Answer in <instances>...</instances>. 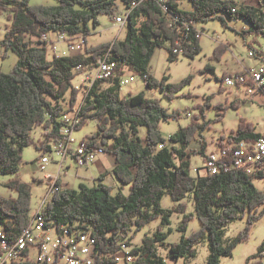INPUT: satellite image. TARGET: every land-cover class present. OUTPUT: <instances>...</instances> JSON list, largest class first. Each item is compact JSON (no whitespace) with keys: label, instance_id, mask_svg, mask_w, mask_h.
Listing matches in <instances>:
<instances>
[{"label":"trees","instance_id":"16d2710c","mask_svg":"<svg viewBox=\"0 0 264 264\" xmlns=\"http://www.w3.org/2000/svg\"><path fill=\"white\" fill-rule=\"evenodd\" d=\"M136 0H59L56 7L39 5L32 7L31 0H0V16L8 13L5 37L1 42L4 57L14 53L18 62L9 73H0V178L12 175L16 178L6 186L17 193L15 198L0 196V229L12 240L19 238L31 224L32 187L20 178L23 165L22 152L35 146L42 156L50 152V143L60 138L63 103L68 98L70 109L79 103L80 91L75 89L78 67L94 68L101 58L109 55L121 66L135 70L146 82L147 88L160 91L172 101L193 80L189 76L182 82L169 83V78L158 79L150 72L154 52L167 48L170 61L179 56L194 58L201 52L202 33L198 26L209 21H220L227 29L228 23L242 19L248 25L239 32L244 38H264V6L258 8L237 0H171L165 13L152 1L133 6ZM181 2L191 4L183 10ZM264 4V1H260ZM121 7L130 10L126 20V38L99 46L88 45V24H99L100 15L115 18ZM83 36L86 42L81 53L66 57L49 56V46L43 35ZM34 39L37 43H34ZM168 45V47H167ZM256 56H262L253 48ZM227 51L224 44L216 48L217 58ZM228 75H224V83ZM120 79L98 81L85 95L80 109V130L90 121L97 122L96 133L87 137L91 145L110 154L116 160L112 172L129 193H113V188L104 184L105 175L94 187L80 184L78 190L65 188L53 195L44 209L48 221L90 231L97 239L95 264L112 260L106 256L116 255L124 247H132L136 232L141 231L155 219L162 225L169 224L172 212L186 213L182 204L192 195L196 218L201 223L199 231L183 236L179 244L168 247V258L175 262L193 259L197 247L209 242L210 257L207 264H219L222 257H231L234 249L249 239L253 226L264 217V192L257 190L253 181L264 179V173L249 175L235 169H223L216 175L202 172L192 176L190 158L198 154L209 158L206 142L198 151L191 148L197 137L211 127L212 121L200 122L194 117L190 125L181 128L169 140L163 137L160 126L170 119H177L179 111L169 113L160 100L145 93L121 96ZM68 96V97H67ZM190 97V94L185 95ZM210 108L207 100L201 114ZM231 108L237 109L234 100ZM69 109V108H67ZM218 119L226 111L220 105ZM145 127V138L140 137V128ZM43 129V140L35 142L33 132ZM253 122L240 119L239 127L228 138L218 140L219 149H228L233 143L255 142L264 136ZM163 144V147L160 145ZM228 163L230 159H226ZM230 165V164H229ZM169 195L179 203L171 211L161 208V201ZM193 215H185L180 229L187 231ZM247 217V226L234 239L224 240L225 228ZM167 235L159 229L153 237L144 239L140 248H132L138 256L135 264H168L160 249L166 248ZM264 245L251 259L261 257ZM28 256V253H27ZM247 264H263L262 262ZM15 264H39L26 259Z\"/></svg>","mask_w":264,"mask_h":264},{"label":"rangeland","instance_id":"374dc122","mask_svg":"<svg viewBox=\"0 0 264 264\" xmlns=\"http://www.w3.org/2000/svg\"><path fill=\"white\" fill-rule=\"evenodd\" d=\"M240 2V0H237ZM59 0H31L30 5L32 7L44 5L47 7H56L59 4ZM246 5H255L261 8L263 3H258L257 0H248ZM190 8L191 4L186 3L183 8ZM125 9L121 7V14H125ZM8 13H4L0 16V41L2 42L5 37L6 26L8 24ZM114 18L107 15H100L97 26H94L92 22L88 24L90 34L87 36L88 45L91 47L99 46L104 43L114 42L116 40L123 41L127 35V28H121L116 24ZM229 27L234 28L227 29L220 21H209L198 26V29L202 33L200 39L201 52L194 58H188L179 56L177 61H170L168 58V50L166 47L158 48L153 55L150 72L158 79L163 77L169 78V83L182 82L189 76H193L192 82L184 87L178 97L170 101L160 91L151 92L146 85L145 80L135 70L130 69L127 76H135V80L130 84L123 86L121 89V96L125 97L132 94L145 93L149 97H156L160 100L164 108L168 109L169 113L179 111L178 118L170 119L168 122H163L161 132L163 137L167 140L175 134L181 128L187 127L191 124L194 117H199L200 122L212 121L210 128H207L202 137H197L196 142H192L191 148L193 150H200L203 142H206V153H211L219 150L220 146L217 144L218 140L223 136L228 138L232 132L236 131L240 124V119H246L251 121L258 128L260 133L264 134V94L249 95L237 87L227 88L222 82L224 75L236 74L242 72L250 67H259L264 64V38L252 36L244 38L239 32L248 28L246 22L242 19L229 22ZM56 35H51V39L55 40ZM34 43L37 40L34 39ZM251 43L253 48L262 53V56L249 57ZM224 44L227 47V51L222 53L218 58L215 55L216 48ZM61 50L65 49L64 44H59ZM168 47V45H167ZM49 56L52 54L49 52ZM18 62L17 56L10 52L7 57H4V50L0 44V73H9ZM226 78V79H227ZM80 77L74 79V83H79ZM190 94V97L185 95ZM68 97V96H67ZM209 101L210 108L208 107L204 112V117L201 114V107L206 101ZM237 100L239 107L237 109L231 108L230 104ZM82 101V96L79 97V103ZM68 108V98L63 103ZM222 106L226 113L223 117L218 119L219 109L217 106ZM97 122L90 121L84 125L83 128L75 132L76 140L84 139L86 137H92L97 130ZM147 129L145 127L140 128V137L145 138ZM35 142L43 140V129L37 128L33 132ZM53 160L56 157L53 154H49ZM48 156V155H47ZM42 157V152L37 150L35 146L26 147L22 152L23 165L20 168V178L32 187L33 198L31 199V219L35 215L39 205L42 203L48 192V186L50 181L45 180V175L39 170L38 161ZM204 155L198 154L190 158L192 164V176H196V170L203 166ZM52 160V161H53ZM115 159L113 156L107 153H100L97 156L96 162L90 165L89 168H80L71 159L67 158L64 169V174L61 176L63 184L69 185L70 188L78 190L80 184H86L87 187H94L101 181L99 177L105 175L104 184L113 188V193L123 192L129 193V188L126 185L120 183L117 177L113 174V165ZM56 165L51 162L46 168L47 173L54 174ZM16 177L12 175H5L0 178V196L5 198H15L17 193L12 191L6 186V183L13 181ZM257 190L264 192V179L258 178L253 181ZM192 195H188L182 202L186 206V213L172 212L169 218V224L162 225V219L158 218L152 221L149 225L145 226L141 231L136 232L132 241V247H126L119 254L123 257L132 248H140L144 245V239L147 237H153L154 234L161 229V233L167 235L166 248L160 249L162 257L168 260V264H207L210 257V246L208 240H204L196 249L197 256L193 259H181L177 262L168 258V247L172 244H179L183 236H191L194 232H197L201 228V223L196 218L195 208L193 205ZM179 203H176L171 196L166 195L161 201V208L166 211H171L177 207ZM185 215H193L194 217L188 221L187 231L180 229ZM247 226V217L243 219L235 220L225 228L224 240L226 242L234 239L240 234ZM0 233H3V229H0ZM264 245V217L260 219L252 228L249 239L240 244L234 249L231 257H222L219 264H247L250 259V263L262 262L264 264V257L257 259H251L257 254L258 249ZM30 260L34 261L37 258L36 250H31Z\"/></svg>","mask_w":264,"mask_h":264},{"label":"built area","instance_id":"2783aa9c","mask_svg":"<svg viewBox=\"0 0 264 264\" xmlns=\"http://www.w3.org/2000/svg\"><path fill=\"white\" fill-rule=\"evenodd\" d=\"M146 1L154 2L159 5L162 11L169 13L167 11L168 0H136L133 6H138ZM247 1L240 0V3L246 4ZM260 1L264 0H258V2ZM129 13L130 10H127L124 15L115 17V23L124 28ZM41 39L48 44L52 56L77 55L86 46L83 36L57 34L55 40L46 35H43ZM59 44H64L66 48L59 49ZM255 54L256 52L250 49L249 57H255ZM76 73L80 79L79 83H74V85L75 89L80 91L82 101L75 108L70 109V105L68 106L69 109L65 108L60 119L62 125L60 138L50 143V152L38 161L39 170L44 173L45 180L50 181L48 192L33 216L32 227H28V237L24 236V239L12 240L10 236H5V233H0V264H15L25 261L30 258V252L33 249L37 253V258L34 261L39 262V264H95L97 239L92 232L79 228L78 224L74 227L66 225L58 227L55 221H48L43 213L53 195L66 188L61 181V176L66 169L67 158H71L80 168H89L96 162L98 154L103 152L91 145L87 137L80 140L75 138L77 126L80 124L79 112L85 95L98 81H105L106 83L120 79L119 84L122 89L123 86L133 82L135 76L128 77V73H133L130 72V68L121 66L119 61L111 60L109 55L101 58L92 69L78 67ZM223 84L227 88H240L247 96L264 94V64L237 72L225 79ZM160 147H163V144ZM49 154H53L56 160H53ZM226 159H230V163ZM51 162L56 165L54 174L45 172ZM201 168L202 172L208 175H216L222 171V168H235L252 176L264 173V136L255 142H237L229 145L228 149H219L211 153ZM199 169L196 170V174ZM121 252L106 256V259L112 258L106 264H135L138 256L132 254V249L123 257L119 255ZM261 256L264 257V250L261 251Z\"/></svg>","mask_w":264,"mask_h":264},{"label":"bare ground","instance_id":"6f19581e","mask_svg":"<svg viewBox=\"0 0 264 264\" xmlns=\"http://www.w3.org/2000/svg\"><path fill=\"white\" fill-rule=\"evenodd\" d=\"M171 0H168V6H169V2H170ZM168 6H167V11H168ZM32 225H33V218L31 219V224H30V226L29 227H32ZM6 236V235H5ZM24 236L25 237H28V228H26V229H24L23 230V232L21 233V235L19 236V238H17V239H24ZM261 254V253H260ZM262 257V256H261Z\"/></svg>","mask_w":264,"mask_h":264},{"label":"crops","instance_id":"0c3cea01","mask_svg":"<svg viewBox=\"0 0 264 264\" xmlns=\"http://www.w3.org/2000/svg\"><path fill=\"white\" fill-rule=\"evenodd\" d=\"M257 1H258V0H257ZM186 3H188V2H183V3L181 2V8H182L183 10H190V8H187V7L183 8V7L185 6ZM258 3H259V2H258ZM254 6H255V5H254ZM50 37H51V36H50ZM114 159H115V158H114ZM115 166H116V160H115V163H114V165H113L112 168H114ZM64 185H65L66 188H70L69 185H67V184H64Z\"/></svg>","mask_w":264,"mask_h":264}]
</instances>
